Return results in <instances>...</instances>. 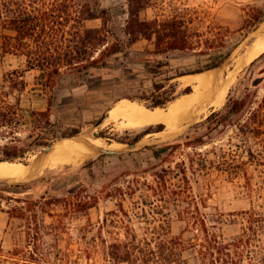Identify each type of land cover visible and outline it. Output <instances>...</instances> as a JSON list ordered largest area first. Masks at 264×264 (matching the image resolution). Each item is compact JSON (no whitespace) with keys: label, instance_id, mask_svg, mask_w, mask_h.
<instances>
[{"label":"rangeland","instance_id":"374dc122","mask_svg":"<svg viewBox=\"0 0 264 264\" xmlns=\"http://www.w3.org/2000/svg\"><path fill=\"white\" fill-rule=\"evenodd\" d=\"M247 3L263 6L264 0H152L141 14L153 19L157 15L187 11L204 18L206 23L217 14L231 21L235 28L239 25L235 22L242 7ZM100 4L110 11L109 28L122 35L128 17V1L100 0ZM85 24L89 28L100 27L102 20L90 19ZM2 32L0 29V35ZM262 33L264 22L248 35L243 31L233 36L239 46L231 62L211 74L217 82L214 95L229 82L221 104L210 107L206 99L199 111L180 126L171 128L164 123L165 132L148 134L133 147L118 139L159 123L130 127L123 120L106 118L109 109L123 99L129 87L139 85L135 80H144L147 87L151 86L150 77L133 69L143 67L138 60L141 55L136 56V52L143 51L149 42L142 40L133 45L135 62L128 61V67L116 61V69L109 74L105 71L92 77L63 74L55 89L50 113L53 126L49 128L79 127V135L68 139L89 145V140L98 138L102 132L107 137H99L104 146H93L94 154L80 163L55 167L45 164L47 146L34 145L27 160L37 163L33 175L25 180L4 179L6 183L0 184V207L5 209L0 211V264H109L105 257L107 246L113 242L133 241L136 236L152 241L156 249L160 237L197 243L190 250L180 251L179 255L190 264H200L198 243L204 239L205 226L226 243L250 233L246 264H264V171L251 165L247 175L231 176L215 166L201 172L193 171L191 166L195 152L215 159L220 146L228 148L226 144L234 134L233 127L218 131L214 140L201 148H175L174 153H165L159 159L154 157L153 148H146L182 141L187 134L203 133L205 127H196L212 112L223 109L230 98L242 97L247 87L258 91L259 98L264 96V58L252 66L250 63L235 70L247 46ZM171 63L175 69H194L197 65L192 57L174 58ZM14 69H26L25 58L2 55L0 51V83L4 74ZM39 74L36 69L26 71V90L15 91L9 98L15 102L14 97H21L23 124L15 133L22 140L21 145L32 143L38 132L26 109L44 111L48 106V94L36 85ZM117 74H122L124 79L115 80ZM256 79L259 83L254 85ZM179 83V98L187 95L183 90L188 86L194 91L193 79L182 81L180 78ZM103 117L105 120L98 125ZM2 132L0 128V145L9 141ZM111 144H120L114 149L123 152H101V147H112ZM11 194L14 198L9 197ZM90 202L94 206L88 208L86 203Z\"/></svg>","mask_w":264,"mask_h":264},{"label":"trees","instance_id":"16d2710c","mask_svg":"<svg viewBox=\"0 0 264 264\" xmlns=\"http://www.w3.org/2000/svg\"><path fill=\"white\" fill-rule=\"evenodd\" d=\"M128 17L122 35L109 28L110 11L103 8L100 0H0V51L2 55L12 54L25 58L26 69H14L4 74L0 83V128L1 135L9 141L0 145V160L27 162L32 147L50 146L63 139L72 138L81 132L79 127L62 129L53 126L50 113L54 105L55 89L60 77L68 73L75 77H92L102 71L111 73L116 69L114 62L128 67L133 61L132 47L142 40L149 42L143 51L136 52L141 71L151 79L147 87L144 80H135L138 86L129 87L123 98L137 101L148 108H167L181 95L179 79L183 76L217 69L231 62L239 42L233 36L244 31L245 35L255 31L264 22V4L258 6L247 3L233 28L231 21L214 15L208 21L190 12L171 15H157L153 19L142 16L152 0H127ZM100 18V27L89 28L85 22ZM9 32V33H5ZM195 58L194 69H175L171 59ZM264 53L251 62V66ZM40 71L37 88L48 94V106L44 111L30 110L32 122L38 132L32 143L21 145L15 133L21 123V97L9 100L15 91L26 90L28 84L25 73L28 70ZM262 78V77H259ZM122 81V74L114 75ZM259 79L254 81V85ZM240 98H230L223 109L212 112L196 129L205 131L196 136L187 134L182 141L167 142L161 146L153 145L155 158L165 153L172 154L180 147L201 148L212 142L218 131L233 127L234 134L228 139V148L220 146L215 159H208L201 152L191 164L193 171H207L216 167L228 175H247L251 165L264 171V96L249 87ZM193 91L192 86L183 90L184 94ZM110 110V109H109ZM8 128V129H6ZM164 123L149 125L135 135H129L119 142L136 145L146 135L161 132ZM99 137H107L102 132ZM216 149V148H215ZM163 158H166L163 157ZM23 160V161H21ZM94 163V161H91ZM186 174V167L183 168ZM1 187V186H0ZM14 198L13 195H9ZM21 201L20 198H16ZM37 204V203H35ZM90 208L92 202L86 203ZM0 211H5L0 207ZM204 239L198 253L200 264H246V246L250 243V233L237 240L226 243L215 232L204 227ZM157 249L147 238L134 237L133 241L113 242L107 246L106 260L109 264H190L180 257V251L190 250L197 243L180 238L160 239ZM253 261V259H251ZM264 263V255L262 257ZM250 262V261H248Z\"/></svg>","mask_w":264,"mask_h":264},{"label":"bare ground","instance_id":"6f19581e","mask_svg":"<svg viewBox=\"0 0 264 264\" xmlns=\"http://www.w3.org/2000/svg\"><path fill=\"white\" fill-rule=\"evenodd\" d=\"M263 53L264 33L256 37L247 46L236 64L235 70L242 69L247 66ZM215 70L216 69H212L202 73L190 74L181 77L182 81H184L185 78H190L195 81L194 91L185 96L183 95L185 97L184 99L182 98L183 96L178 98L167 108L151 109L137 101H131L123 98L109 110L106 120H123L130 127H141L154 123H165L167 127L176 128L180 123L194 116L199 111V107H201L200 105L202 102L206 99L209 100L208 106L210 107L217 106L224 101L229 82H227L223 89L219 90L216 95H214L216 92L217 82L211 74ZM163 132H165V130L160 133ZM98 138L89 140L91 143L90 145L85 142L75 141L68 138L63 139L58 142L53 149H51V151H49L45 157V164L50 167H55L61 164L64 165L65 163L78 164L85 158L94 154L95 148L93 146H104L103 142ZM119 145L120 144H111L112 147L107 148L114 149L118 148ZM36 166L37 163L35 161L25 163L20 161L0 160V178L9 180H25L33 175L35 169L37 168ZM40 166L42 165L40 164Z\"/></svg>","mask_w":264,"mask_h":264},{"label":"water","instance_id":"95a60500","mask_svg":"<svg viewBox=\"0 0 264 264\" xmlns=\"http://www.w3.org/2000/svg\"><path fill=\"white\" fill-rule=\"evenodd\" d=\"M105 118L106 117H103L102 119H100L97 124L99 125V124L103 123ZM53 146L54 145H50V146L45 147L44 151L45 152L51 151V149H53ZM133 146L134 145H131V147H133ZM100 150H101L102 153H105V154H116V153H122L123 152L122 150L111 149V148H107V147H101ZM5 183H6L5 180L0 178V184L3 185Z\"/></svg>","mask_w":264,"mask_h":264}]
</instances>
